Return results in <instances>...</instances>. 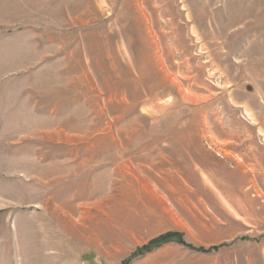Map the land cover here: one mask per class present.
I'll list each match as a JSON object with an SVG mask.
<instances>
[{"label": "rangeland", "instance_id": "1", "mask_svg": "<svg viewBox=\"0 0 264 264\" xmlns=\"http://www.w3.org/2000/svg\"><path fill=\"white\" fill-rule=\"evenodd\" d=\"M0 264H264V0H0Z\"/></svg>", "mask_w": 264, "mask_h": 264}, {"label": "trees", "instance_id": "2", "mask_svg": "<svg viewBox=\"0 0 264 264\" xmlns=\"http://www.w3.org/2000/svg\"><path fill=\"white\" fill-rule=\"evenodd\" d=\"M166 241H175V242H178L180 244L185 245L180 234H178V233H166V234H163V235L159 236L158 238L152 240L151 242H149L148 245L143 248V250L144 251L150 250L152 248H155V247L163 244Z\"/></svg>", "mask_w": 264, "mask_h": 264}]
</instances>
